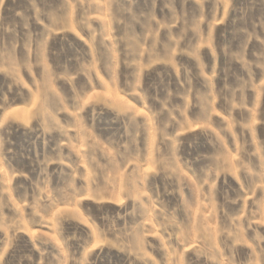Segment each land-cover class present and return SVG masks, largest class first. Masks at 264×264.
I'll use <instances>...</instances> for the list:
<instances>
[{
  "label": "rangeland",
  "instance_id": "rangeland-1",
  "mask_svg": "<svg viewBox=\"0 0 264 264\" xmlns=\"http://www.w3.org/2000/svg\"><path fill=\"white\" fill-rule=\"evenodd\" d=\"M0 264H264V0H0Z\"/></svg>",
  "mask_w": 264,
  "mask_h": 264
}]
</instances>
